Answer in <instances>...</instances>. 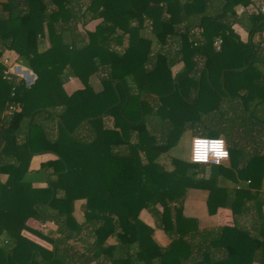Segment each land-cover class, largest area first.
<instances>
[{
  "label": "trees",
  "instance_id": "16d2710c",
  "mask_svg": "<svg viewBox=\"0 0 264 264\" xmlns=\"http://www.w3.org/2000/svg\"><path fill=\"white\" fill-rule=\"evenodd\" d=\"M218 1L214 13L210 0L0 3V59L15 52L37 76L6 80L0 62V264H264V39L232 28L246 21L252 37L264 14L238 16L252 0ZM70 78L84 88L68 95ZM10 105L20 110L2 115ZM190 131L223 139L228 160L169 154ZM42 153L57 159L30 172ZM39 178L47 187H33ZM192 190L209 215L231 210L233 225L185 216Z\"/></svg>",
  "mask_w": 264,
  "mask_h": 264
},
{
  "label": "crops",
  "instance_id": "0c3cea01",
  "mask_svg": "<svg viewBox=\"0 0 264 264\" xmlns=\"http://www.w3.org/2000/svg\"><path fill=\"white\" fill-rule=\"evenodd\" d=\"M6 1L7 0H0V3H5ZM210 2H211L210 5H208L210 12L214 13L216 10H219L220 2L218 0H210ZM261 7H264V0H252L251 4L248 5L247 7H243V6L236 7V12L238 16H242L244 14L250 15L253 13L261 12ZM97 23L98 22L94 24L93 29L87 28V27L86 28L89 30H94ZM232 28L234 32L240 37L242 42L246 43L249 40H251L252 43H260L264 39V31H258L257 33H254L252 37H250L249 31H250L251 25L248 24L246 21L242 23L238 22L234 24ZM44 45L45 47L49 46L47 42ZM5 58H8L13 65V75L16 78L17 82L24 81L27 87H30L31 85L34 84L35 80L37 79V76L30 69H28L27 67L23 65L22 60L19 58V56L15 52H12V51L4 52L0 60L5 59ZM180 64H181L180 66V70H181V68L183 67V64L182 63ZM178 71L176 72L173 71V73L176 74ZM83 88L84 86L82 82L77 78H70L64 84V90L66 91L68 95L72 94L73 92L77 90H81ZM133 93H136V89L135 90L133 89ZM2 115L7 116L8 115L7 110H5ZM107 123L108 125H110L111 121L109 120ZM48 129L52 135H55V137L57 135L59 136V127L57 124H49ZM19 139L21 142L24 141V136L22 133L20 134ZM56 159L57 157L52 153H42V154L34 155L31 159L29 170L30 172H36L40 169L42 164L50 162V161H54ZM6 179H7L6 175L1 176L2 181H6ZM33 187L34 188H45L47 187V183L44 182L43 179L39 178V180L33 183ZM263 191H264V184H263ZM206 199H207V196L205 192L198 191V190L190 191L184 203L185 216L190 217V218H196L199 221V226L201 229L212 228V227H217V226H232L233 225V214L231 210L226 209V208H219L216 214L209 215L207 204H206ZM84 205H85L84 200L75 202L74 217L79 223H82L84 221L83 214H82V219H79L77 217L80 209H83V212H84ZM160 208L161 207H159V209ZM263 212H264V208H263ZM144 213L146 214L148 212L143 211L141 213L140 218L147 225L154 228L155 240H156V237H159L161 235L160 239L158 238L161 241V243L159 244L157 241L156 242L162 247L168 246L171 242L170 237H168V235L164 231L157 229L155 227L154 220L151 216L149 217L150 220H143L142 217L145 215ZM28 224L34 228H37V225L40 223L36 222L35 220H30ZM47 225L52 226V228L50 229V232L53 231V229L55 228L52 223H47ZM45 234H48V233H45Z\"/></svg>",
  "mask_w": 264,
  "mask_h": 264
},
{
  "label": "rangeland",
  "instance_id": "374dc122",
  "mask_svg": "<svg viewBox=\"0 0 264 264\" xmlns=\"http://www.w3.org/2000/svg\"><path fill=\"white\" fill-rule=\"evenodd\" d=\"M78 1H79V4L86 2V0H78ZM94 24H96V22L89 23L87 25V28L93 29ZM180 66H181V64L178 65V66L176 65V66L173 67L172 70L174 72H176V71L180 70ZM199 136L205 137V138H210L207 135H199ZM193 137L194 136H193V132L192 131L185 133L182 136L181 140L179 141L178 145L169 151V154H171L172 156H175V157H179V158L184 159V160H189V156H190V143H191V140H192ZM82 214H83V209H80V211L78 212L77 217L79 219H82ZM149 217H150V215L148 213H146L142 218H143V220H150ZM37 228L38 229H41L42 232H44V233H49L50 232V229L52 228V226L47 225V224H41L40 223V224L37 225ZM160 236L159 237H156V241L159 244L161 243V241L159 240L160 239ZM91 264H98V263L93 262Z\"/></svg>",
  "mask_w": 264,
  "mask_h": 264
},
{
  "label": "clouds",
  "instance_id": "9594fccd",
  "mask_svg": "<svg viewBox=\"0 0 264 264\" xmlns=\"http://www.w3.org/2000/svg\"><path fill=\"white\" fill-rule=\"evenodd\" d=\"M224 141L221 138H192V161L202 162L208 159L209 154L215 158L227 157L228 153L223 148Z\"/></svg>",
  "mask_w": 264,
  "mask_h": 264
},
{
  "label": "built area",
  "instance_id": "2783aa9c",
  "mask_svg": "<svg viewBox=\"0 0 264 264\" xmlns=\"http://www.w3.org/2000/svg\"><path fill=\"white\" fill-rule=\"evenodd\" d=\"M261 12L264 13V7H261ZM220 43H221V41H217L216 45L219 46ZM0 62L3 63V65L5 66L4 76H3L4 79L10 80L12 78V76H14L13 75V65H12V63L10 62V60L8 58L2 59V60H0ZM19 110H20L19 106L10 105L8 107V109H7V114L11 116V115H13L14 112H17ZM196 137H200V136H196ZM202 138H205V137H202ZM223 148L228 153L227 157L215 158V157L211 156V154H209L208 159H206L205 161L194 162L191 159V157H192V140H191V143H190V160L193 163H198V164H203V165H220L221 163H223L224 161L228 160V158H229V151H228V148H227V145H226L225 141H224Z\"/></svg>",
  "mask_w": 264,
  "mask_h": 264
}]
</instances>
